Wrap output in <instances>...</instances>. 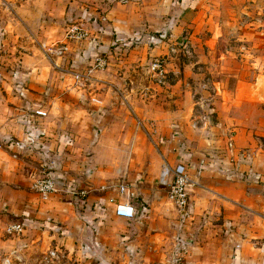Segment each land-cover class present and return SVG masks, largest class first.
Returning a JSON list of instances; mask_svg holds the SVG:
<instances>
[{"label": "crops", "instance_id": "1", "mask_svg": "<svg viewBox=\"0 0 264 264\" xmlns=\"http://www.w3.org/2000/svg\"><path fill=\"white\" fill-rule=\"evenodd\" d=\"M177 1H181L177 8H182V12L185 3L193 4L190 0ZM205 3L206 0H197L196 10L201 12ZM164 4L161 6L168 12L170 4ZM121 10L119 16L115 15L117 10H110V23L102 27L106 31L108 28L112 35L129 32L132 20L137 18L129 7ZM144 15L146 17L147 14ZM145 17L139 19L145 20ZM179 30L174 29L176 33ZM95 32L91 37L103 39L102 31ZM88 42V39L75 41L72 43L76 44L72 45L78 53L80 45L85 48ZM256 43L257 55L253 64L264 68V59L259 54L260 40ZM197 49L195 52L200 53L201 50ZM248 50L249 46L241 45V52L247 53ZM190 63L204 70L213 65V60L211 56L209 60L199 56L198 60ZM46 64L26 65L22 56H16L14 65L7 66V70L0 68V214L6 212L8 215L10 212L17 215L14 222L27 230L34 223L43 224L52 231L51 237L55 239L57 248L64 246V251L70 255L75 249L84 261L98 259L99 264H107L106 261L115 253L131 254L138 259L157 256L161 263L178 259L182 264H232L233 250L236 264H264V247H261L260 257L251 256L247 242L237 236L242 219L253 217L252 212H264V89L260 87L264 85L263 81L259 84V77L263 74H258L252 81L240 77L230 84L214 82L219 85V90L211 87V99L208 100H211L212 107L210 114L200 112L202 121L196 112L190 113L181 106L163 108L158 113L149 109V115L159 116L158 125L176 124L183 136L191 137L188 126L200 127L199 131L204 136L197 143L185 140L179 134L174 142L161 147L157 178L161 185L166 186L160 181L162 164L180 163L186 166L187 173L197 183L194 188H189L192 204L198 202L196 196L199 194H216L231 201L234 208L224 215L228 236L216 243L211 236L202 235L203 230L199 231V242L188 235L189 231L182 232L187 229L189 218H194V227L197 228L198 220L190 213L193 207L186 209V216L179 214V222L176 211L171 212L163 206L162 188L153 182L130 181L134 185L130 203L135 215L124 218L114 214L115 204L123 197L115 188H109L121 183L115 179L120 171H113L109 165L119 156L113 149L130 146V140L128 143L120 140L122 143L108 135L110 121L113 120L108 116L122 110L119 106L123 100L120 92H108L118 81H100L105 88L103 93L92 94L88 90L84 99L79 94L76 97L79 103L72 99L66 105L67 110L71 108L74 113L62 114L60 110L62 112L63 109H58V114L53 107L58 95L46 87L50 74L40 76V70H49L50 66ZM68 92L73 97L79 91L71 89ZM127 94L124 96H129V92ZM61 116L65 117V122L60 120ZM211 133H223L224 137H210ZM226 141L230 142V147L224 146ZM132 147H136L135 142ZM173 147L177 149L174 155L169 153ZM42 171L61 180L67 190L88 191L83 212L76 211L78 198L71 193L59 192L45 201L41 200L31 184L34 178L43 175ZM206 207L213 208L208 204ZM79 217L86 221L80 222ZM170 226L176 229L172 236ZM262 226L264 234V221ZM122 234L125 240H119L118 236ZM157 234L159 237L154 239Z\"/></svg>", "mask_w": 264, "mask_h": 264}, {"label": "rangeland", "instance_id": "2", "mask_svg": "<svg viewBox=\"0 0 264 264\" xmlns=\"http://www.w3.org/2000/svg\"><path fill=\"white\" fill-rule=\"evenodd\" d=\"M190 1L193 4L189 6L185 3L183 12L180 11L182 8H177V3L181 2L177 0H103V2L102 0H2L0 4V68L7 70V66L14 65L16 56H22L26 65L36 62L47 63L46 65L50 66L49 70H40V76L50 74L46 87H50L58 95L53 105L58 114V109H63L62 112L60 110L62 114L74 113L71 108L68 111L66 105H69L72 99L79 103L76 98L79 94L84 99V95H88V90L92 94L103 93L105 88L100 81L109 79L118 81L117 84H113L114 89L109 88L108 92H120L123 100L120 101L119 106H122V110L108 116L114 120L110 121L111 130L108 135L119 141L127 140V143L130 140V146L113 149L119 153V156L109 166L113 171H120L115 175V179L120 182L140 180L153 182L162 188L163 206L171 212L176 211L179 222L181 217L178 209L167 200V185L163 186L158 182L161 161L159 150L161 151V147L165 144L174 142L180 135L185 140L195 143L204 135L199 131L200 127L191 125L188 126V134L191 137L183 136V132L177 130L176 124L167 127L158 125L159 116L149 115L150 110L153 111L152 113H158L163 108L176 109L177 106H181L183 110L196 112L198 116L202 111L210 114L212 104L208 99H211V87L219 90V85L214 82L230 84L240 77L252 81L258 77V74H263L259 77V84H262V81L264 84V68L253 64L257 55L255 45L258 39L261 45L260 58L264 59V0H206L201 12L196 10L197 0ZM161 3L170 4L168 12ZM128 7L131 13L135 12L137 16L134 17V22L132 20L129 32H123L118 36L112 35L108 28L107 31L102 28L110 23L112 17L110 10H117L115 12L117 14H114L119 16L121 9ZM108 14H111L110 17ZM144 14H147V19ZM141 16H144L145 20H140ZM83 21L86 22L84 28L88 31V40L97 38L99 41L100 52L97 56L80 62L81 52L86 47L80 45L77 53L74 48L77 42L72 43L75 42L73 40L66 43L68 50L61 55L47 52L46 48V51L42 48L41 45L49 47L63 44L69 27ZM174 29L180 30L176 33ZM95 31L98 33L102 31L103 39L91 37L96 33ZM243 33L246 35L242 36ZM241 45L249 46L247 53L240 51ZM197 46H201L198 48L201 50L200 53L195 52ZM199 56L207 60L211 56L213 65L204 70L197 69L190 62L198 60ZM100 60L102 63L96 64ZM155 60L159 61V68H152ZM68 71L80 73L84 77L83 80L72 86L73 79ZM70 87L79 91L77 94L74 93L73 97L68 92L71 90ZM260 87L264 89V85ZM128 92L129 96H127ZM125 94L127 95L124 96ZM198 119L202 121L201 116ZM60 120L65 122V117L61 116ZM93 135L96 137V132ZM213 136L224 137V134L211 133L210 137ZM133 142L136 143L134 148ZM224 146L230 147V142L226 141ZM176 151L175 147L169 149V153L173 155ZM196 197L198 202L192 204L189 193L187 208L193 207V212L190 213L198 220L197 228L195 229L194 218H189L186 221L187 229L181 231H189L188 235L196 242L200 241L198 235L200 230L204 231L202 235L211 236L216 243L224 240L228 236L224 215L227 210L232 211L234 205L231 207V201L216 194H199ZM77 203L76 211L83 212L84 203L79 201ZM207 204L213 208L206 207ZM252 214L253 217L242 219V224H238L237 236L247 242V250L251 256L260 257V251L263 252L261 247L264 235L262 226L264 212H252ZM0 216L3 221H0V264H99L100 262L98 259L84 261L75 249L72 255L66 254L64 246L57 248L55 239L51 237L52 231L44 226L41 228L29 226V230L23 226V231L20 233L8 234L5 228L15 223L14 221L18 219L17 215H11L10 212L6 215V212H3ZM182 216L186 214L183 212ZM79 218L80 222L86 221L83 217ZM169 228L171 236L176 233L175 227ZM196 234L198 238L195 239ZM118 237L119 240H125L123 234ZM156 237L159 235H155L154 239ZM232 254V264H236L234 250ZM106 262L107 264H182L178 259L172 260L171 263H161L160 257L157 256L138 259L133 258L131 254L116 253Z\"/></svg>", "mask_w": 264, "mask_h": 264}, {"label": "built area", "instance_id": "3", "mask_svg": "<svg viewBox=\"0 0 264 264\" xmlns=\"http://www.w3.org/2000/svg\"><path fill=\"white\" fill-rule=\"evenodd\" d=\"M2 0H0V4ZM84 24L73 25L69 27L65 34V41L63 44L56 46L51 45L46 47L45 45H41L42 48L48 50L47 52L58 53L61 55L64 51L68 50V46L66 43L69 41H79L88 39V31L84 28ZM45 50V51H46ZM102 60L97 62L96 64H101ZM95 64V65H96ZM152 68H159V61L155 60ZM73 79V85L79 83L83 80V76L78 72L68 71ZM69 89H75L74 87H70ZM77 90V89H76ZM43 175L38 178H34L31 184L32 190L40 197L41 200H47L51 195L66 192L71 193L78 197V201L84 203L87 191L78 189V190H67L64 188L63 183L57 177L48 175L45 171H42ZM160 181L167 185V200L173 205L176 209H178L179 213H183L187 209L188 204V196L190 193L189 187L195 186L197 183L194 181L192 177L187 173V168L183 164H175L170 165L168 163H163L161 166L160 173ZM115 188L117 192L123 197L121 202H117L114 208V214L118 217L124 218H132L135 215V210L130 203V199L134 196V185L131 182H121L117 187H109ZM113 200V199H112ZM111 201V200H110ZM6 233H20L23 231V226L20 223H14L7 225L5 228ZM262 247H264V235L262 239Z\"/></svg>", "mask_w": 264, "mask_h": 264}, {"label": "trees", "instance_id": "4", "mask_svg": "<svg viewBox=\"0 0 264 264\" xmlns=\"http://www.w3.org/2000/svg\"><path fill=\"white\" fill-rule=\"evenodd\" d=\"M99 46L100 45H99L98 40L96 38H92L89 41L86 49L81 52L80 62L88 59L89 57L97 56L100 52V49L98 48ZM35 226L43 227L44 225L43 224H37V225L33 224V227Z\"/></svg>", "mask_w": 264, "mask_h": 264}]
</instances>
